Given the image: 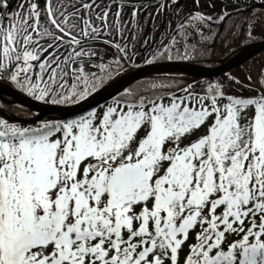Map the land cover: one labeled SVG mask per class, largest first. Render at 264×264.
<instances>
[{"label": "snow or ice", "instance_id": "snow-or-ice-1", "mask_svg": "<svg viewBox=\"0 0 264 264\" xmlns=\"http://www.w3.org/2000/svg\"><path fill=\"white\" fill-rule=\"evenodd\" d=\"M231 5L188 13L148 63L191 59L193 33L253 12ZM145 12L129 0H0V84L68 113L0 117V264H264V92L229 77L72 110L137 55ZM260 15L243 18L246 38L264 31Z\"/></svg>", "mask_w": 264, "mask_h": 264}, {"label": "rangeland", "instance_id": "rangeland-1", "mask_svg": "<svg viewBox=\"0 0 264 264\" xmlns=\"http://www.w3.org/2000/svg\"><path fill=\"white\" fill-rule=\"evenodd\" d=\"M192 0H178V3L173 4L172 0H165L164 3L168 5V7H166L162 13H158L157 9L160 3L157 4H152V5H145L146 8V12L144 15H142L140 17L142 24L144 22H146V26L144 27V30L142 32H139L138 35V42L136 44V53L137 55L135 56H130L129 60L127 62L122 61V67L118 70L112 73V77L113 75L120 73L121 71L125 70L124 68H127L126 70H128L129 68L132 67H136V66H141V65H145V64H149L148 61L152 59L151 57V53L153 51V49H158L160 47L161 44H169L172 36H173V32L172 29L174 28H178L180 24H188V21L186 19L188 13L193 12L194 10L197 11H201L203 13H207V14H212L213 16H215L219 9H220V0L215 2V0H198V3L195 2L192 3ZM210 3H214L215 4V8L216 11L214 12L213 8L209 7ZM13 4H15V0H13ZM230 11V9H228ZM113 11H115V7L113 8ZM131 13V6H129L128 8L125 9V14L122 17V19L125 20V22L128 21L129 15ZM234 14V13H233ZM251 14H261L260 15V19L262 21H264V12H259V11H253L252 13L249 12H241L239 16H232V19L228 21L229 24H233L234 29L238 30L241 29L240 25L243 23V18L248 17ZM237 25V26H235ZM190 30V29H189ZM218 28L217 27H210L209 25H206L203 30H202V34L199 37L200 41L203 42H207V45H212L210 47H206V48H202L200 47V45H198L196 43L195 37L193 35V40L192 43H194L196 45V49L194 52H192L191 54V59H185V60H177V59H173V60H177V61H194L196 60V58H200L198 57L197 54H210L212 56L218 57V55L222 54L224 51L229 50L233 45H235L236 43H238L239 41H242L244 39H247L245 36H241V39L239 38H233L234 35L225 37L226 34H223L219 40V46L213 45V38H214V33L215 31H217ZM209 31H211V35L209 37V35H206ZM258 36L257 38H264V31H262L260 29V27H257L256 31H255V35ZM194 34V33H193ZM203 38H208L207 40H204ZM255 38V37H254ZM147 39L148 40V45L145 47L143 44V41ZM177 39H180L179 36H177ZM129 40H131V35H129ZM203 56H201L202 58ZM258 57V58H257ZM256 60H263L264 58V54H262L261 56H257ZM113 57H109V59H112ZM205 58V57H203ZM171 60V61H173ZM215 60V59H214ZM255 58L249 60L248 62H246L245 64L227 72L224 73L222 75L216 76V77H212V78H206V79H193L190 82H180L179 80H183L181 79V76L178 75H157L154 77H150L148 80L145 79V82L139 83L136 86H131L129 88H126L122 93L119 94V96H122L125 92H127L130 89H139V88H149L152 85H168V84H189V83H193L196 82L198 85L203 84L206 85L208 82H223L225 85L229 84V77H234L236 78V80H238L239 82L243 83L246 86H250L254 89H256L257 91H259L258 89L264 91V87H261V85L257 82V80L253 79L252 76L258 74L256 69V60ZM163 61H169L167 59H156L153 62H163ZM152 62V63H153ZM198 63V62H197ZM218 63V61L216 60L214 61H209L208 63L203 65L206 66H215V64ZM253 74V75H252ZM251 77V80L248 81L246 80V77ZM262 80H264V78H262ZM136 84V83H135ZM228 91L230 93H242L243 96L245 97H254L257 95V91H252L249 92L247 91L246 88H241L239 84H231V87L228 89ZM108 105V104H107ZM102 106L100 108H98L97 110L102 112L104 107ZM100 109V110H99ZM16 111L20 114H22V110L16 109ZM245 115L250 119L253 115H254V110L249 109ZM2 115L0 114V117ZM38 116V115H37ZM22 117V116H20ZM35 117V116H34ZM32 118V117H30ZM25 124V123H22ZM32 124V123H30Z\"/></svg>", "mask_w": 264, "mask_h": 264}, {"label": "water", "instance_id": "water-1", "mask_svg": "<svg viewBox=\"0 0 264 264\" xmlns=\"http://www.w3.org/2000/svg\"><path fill=\"white\" fill-rule=\"evenodd\" d=\"M164 1V0H163ZM132 2L141 3L144 5L160 3L161 0H129ZM264 52V40L253 42L244 45L237 52L229 55L221 60V63L216 66H206L198 63L188 61H163L153 62L139 67L119 76L110 83L106 84L97 94L89 97L86 101L81 102L80 105L72 106L73 112L79 114L87 110L96 108L111 99L115 98L118 94L130 87L135 82L154 74L161 73H183L194 76L196 78L205 79L212 78L224 73H227L251 60L252 58L259 56ZM0 94H5L14 97L10 103H19L30 110L38 112V116L32 118H23L12 114L11 112L0 107V114L4 118H10V121L19 123H35L40 119H47L49 116H57L59 119L67 116L65 106L51 105L42 101H37L32 97L18 91L14 87L7 83L0 84Z\"/></svg>", "mask_w": 264, "mask_h": 264}, {"label": "flooded vegetation", "instance_id": "flooded-vegetation-1", "mask_svg": "<svg viewBox=\"0 0 264 264\" xmlns=\"http://www.w3.org/2000/svg\"><path fill=\"white\" fill-rule=\"evenodd\" d=\"M217 1H219V0H217ZM18 2H19V0H15V4H13V7H15L18 4ZM191 2L195 4L194 0H192ZM215 2H216V0H215ZM240 2H241V4L244 7H252L253 11H255V12L256 11L264 12V0H240ZM229 9H230V11L232 10L231 0H229ZM245 12H249V11H245ZM233 15L236 16L235 13ZM209 26L211 28L212 27H217L218 28L217 31L213 32L215 36L213 38V42L212 43H214L213 45L216 44V46H219V40H220V38H221V36L223 34H226L225 37L234 35L233 38H239V39H241V36H244V35L241 34V29L235 30L234 27H233L234 25L233 24H229L228 21L226 23H223V24L212 23V24H209ZM235 26H237V25H235ZM254 33H253V38L252 39H248L247 38V39H244L242 41H239L238 43L233 45L229 50H226L222 54L218 55V57L212 56L211 53L209 55L208 54H197L198 57H200V58H196V61H194V62H198L197 61L198 59L201 60V56L205 57L204 59H206L208 61H214V62L216 60L219 61V60H222L223 58H225V57L237 52L244 45L264 40V38H260V39L257 38V37H259L258 36L259 32H257V35H255ZM193 35H194V37H196L195 33ZM206 35H209V37H210L211 31H209ZM203 39L207 40L208 38H203ZM195 40H196V43L198 45H200V47H202V48H206V47L212 46V45H207L208 44L207 42L200 41L199 39L197 40L195 38ZM262 54H264V53H262ZM218 63H216L215 65H217ZM124 69H125L124 71H130L131 70L130 68L128 70H126L127 68H124ZM5 83L10 84L8 82H5ZM106 83H107V81H106ZM19 91H21V90H19ZM13 100H15L14 97L7 96L5 94H0V107L3 108V109H6L7 111H10L11 113H13L15 115L22 116V117H31V116L37 115L36 112H33V111L29 110L27 107H25V106H23V105H21L19 103H10ZM16 109L22 110V114L18 113L16 111Z\"/></svg>", "mask_w": 264, "mask_h": 264}, {"label": "trees", "instance_id": "trees-1", "mask_svg": "<svg viewBox=\"0 0 264 264\" xmlns=\"http://www.w3.org/2000/svg\"><path fill=\"white\" fill-rule=\"evenodd\" d=\"M255 60H256V58H255ZM254 60V61H255ZM190 61H192V60H190ZM194 61H196V60H194ZM198 62H200V63H204V64H206V63H208L209 61L208 60H206V59H204V58H201V60H197ZM256 71H257V73L258 74H256V75H254V76H252V78L253 79H255V80H257L258 81V77L260 78V80H262V78H264V76H261V73L262 72H264V58H263V60H256V69H255ZM158 75H178V76H181V79H183V80H179L180 82H182V83H184V82H190L191 80H193V79H196V78H194V77H192V76H190V75H188V74H181V73H164V74H158ZM253 75V74H252ZM118 76V75H117ZM154 76H157V75H153V76H150V77H154ZM150 77H148V79L150 78ZM147 79V78H146ZM147 79V80H148ZM142 82H145V79H143V80H141V81H139V82H137L136 84H134L133 86H136V85H138L139 83H142ZM132 86V87H133ZM259 91H261V92H264V91H262V90H260V89H258ZM49 120H51V119H56V118H48Z\"/></svg>", "mask_w": 264, "mask_h": 264}]
</instances>
